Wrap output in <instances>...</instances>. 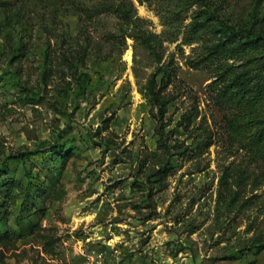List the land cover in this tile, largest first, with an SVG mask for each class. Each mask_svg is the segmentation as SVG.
Wrapping results in <instances>:
<instances>
[{
	"label": "rangeland",
	"instance_id": "374dc122",
	"mask_svg": "<svg viewBox=\"0 0 264 264\" xmlns=\"http://www.w3.org/2000/svg\"><path fill=\"white\" fill-rule=\"evenodd\" d=\"M5 1L17 5L27 45L24 57L12 58L5 41L12 32L0 15V166L7 162L9 178L26 185L25 166L9 157L40 144L68 156L55 168L36 162L51 154L29 157L30 165L37 164L34 184L46 190L37 208L45 213L33 219L35 236L18 206L4 212L0 192V231L21 236L16 250L5 252V264H57L37 240L49 230L60 240L57 257L72 236L107 240L113 232L121 263L264 264V185L255 193L248 188L245 199L254 204L241 214L218 204L223 169L250 160L229 142L211 73L190 65L214 42L212 26H246L264 0ZM117 7L131 24L107 11ZM81 36L91 41L82 69L90 75L89 90L79 92L69 62H57L40 87L46 54L76 62L71 55ZM170 63L178 69L170 89L177 99L165 120L164 148L157 135L163 126L146 95L158 69ZM196 109L189 130L179 128L181 116ZM206 135L214 143L210 148L202 144ZM167 160L174 172L159 184L152 175ZM255 174L264 179V163ZM16 198L19 205L25 197ZM73 251L68 262L81 264Z\"/></svg>",
	"mask_w": 264,
	"mask_h": 264
},
{
	"label": "trees",
	"instance_id": "16d2710c",
	"mask_svg": "<svg viewBox=\"0 0 264 264\" xmlns=\"http://www.w3.org/2000/svg\"><path fill=\"white\" fill-rule=\"evenodd\" d=\"M17 5L15 3L0 0V15L4 16V27L11 31L5 36L6 46L13 59L24 57L27 43L23 42L24 33L27 32L26 25L19 19ZM107 9L122 21V24L129 25V17L118 9ZM263 10V11H262ZM259 10L254 7L251 13V20L246 26H233L228 23H219L210 28L214 42L204 47L198 56L197 62H190L196 68L201 67L204 71L211 73L213 84L210 89L213 94V101L220 110L226 113V132L231 145L238 151L245 152L250 160L246 166L243 164L226 167L222 171L219 183L218 204L227 211H238L243 213L253 206L252 199H245L250 188V193H255L264 185V179L256 176V168L259 163H264V8ZM203 14H210L206 11ZM90 18H94L90 15ZM128 18V19H127ZM206 21L209 18L204 16ZM195 26L204 31L206 27L196 23ZM201 26V27H200ZM123 31V30H122ZM125 36H123V40ZM120 41V39H115ZM191 41H189L190 43ZM86 44V47L84 45ZM77 48L71 57L75 56L76 62L70 59H60L55 55L46 54V66L42 72L40 87L46 85L47 80L53 75L57 62H69V68L73 78L77 81L79 92L85 94L90 88V75L83 71L88 50L91 48L90 38L84 36L77 41ZM65 58V54H63ZM178 69L172 63L162 66L157 74L153 76L147 87L146 97L156 109V118L160 121L157 135L162 140L166 124L165 120L169 109L177 97L171 87L177 80ZM24 88H27L26 86ZM30 94L34 95L31 91ZM198 116V109L195 112L189 111L181 116L178 127L189 130L194 119ZM202 141L205 148L214 145L211 135L205 136ZM160 146H166L160 141ZM66 151H57L55 145L40 144L35 150L18 156H11L9 160L15 163L21 162L26 168V185L9 178L11 172L7 162L0 166V192H3L1 208L7 213L8 208L16 207L23 213L28 214L24 218L25 225L29 228L31 236H35L39 225L33 223L34 217L44 215V209L38 210V199L40 202L46 199V190L43 185H35L33 175L36 165H30L29 157H43L51 154L49 158H40L36 162L44 161L55 168L58 164L66 163ZM160 165V170L154 171V177H159L161 184L167 177L173 175L175 166L169 161ZM255 166V170L251 166ZM2 194V193H1ZM24 195V200L18 205L17 196ZM256 198V197H254ZM36 199V201H34ZM29 201H34L28 204ZM37 202V203H36ZM152 216L148 220H152ZM2 220V217H0ZM37 237L44 254L53 259L56 257V246L60 242L53 230L45 231ZM20 235L11 231H0V264H5V252L16 250V244ZM264 250V246L259 249ZM258 252V253H259Z\"/></svg>",
	"mask_w": 264,
	"mask_h": 264
},
{
	"label": "built area",
	"instance_id": "2783aa9c",
	"mask_svg": "<svg viewBox=\"0 0 264 264\" xmlns=\"http://www.w3.org/2000/svg\"><path fill=\"white\" fill-rule=\"evenodd\" d=\"M113 226V224L109 225V232ZM116 239L117 237L113 234V232H110V237L107 240L105 237H99L97 234L95 238L86 237V235L82 238H75L72 236L69 242H64V256H56L52 259V262L56 261L57 264H69L67 257L70 254L69 250L73 249V252H75L79 257L81 264H166L163 261L152 260H149L147 263H121L120 259L123 251L118 247L117 241H115ZM101 241H103V244L99 248L98 243Z\"/></svg>",
	"mask_w": 264,
	"mask_h": 264
},
{
	"label": "crops",
	"instance_id": "0c3cea01",
	"mask_svg": "<svg viewBox=\"0 0 264 264\" xmlns=\"http://www.w3.org/2000/svg\"><path fill=\"white\" fill-rule=\"evenodd\" d=\"M69 264H75V263H71V262H69Z\"/></svg>",
	"mask_w": 264,
	"mask_h": 264
}]
</instances>
